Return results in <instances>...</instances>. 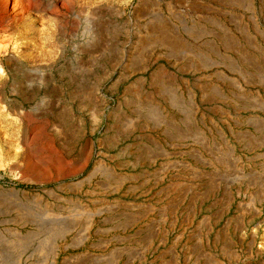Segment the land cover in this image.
<instances>
[{"label":"rangeland","instance_id":"1","mask_svg":"<svg viewBox=\"0 0 264 264\" xmlns=\"http://www.w3.org/2000/svg\"><path fill=\"white\" fill-rule=\"evenodd\" d=\"M186 6L0 0V264H264V0Z\"/></svg>","mask_w":264,"mask_h":264},{"label":"crops","instance_id":"2","mask_svg":"<svg viewBox=\"0 0 264 264\" xmlns=\"http://www.w3.org/2000/svg\"><path fill=\"white\" fill-rule=\"evenodd\" d=\"M229 3L230 0H224ZM223 0H186V24L182 32L183 41L175 45H169L170 52L175 56V59L181 61L184 67L198 66L202 58H212L211 54L202 55L198 52L199 47L204 44L206 50L217 49L221 44L226 45L234 41L231 29L227 27V23L217 16L216 10H219ZM191 13L193 15L191 16ZM220 24H225L226 27L220 28ZM170 42V41H169ZM198 47V48H197ZM201 49V48H200ZM204 49V50H205Z\"/></svg>","mask_w":264,"mask_h":264},{"label":"bare ground","instance_id":"3","mask_svg":"<svg viewBox=\"0 0 264 264\" xmlns=\"http://www.w3.org/2000/svg\"><path fill=\"white\" fill-rule=\"evenodd\" d=\"M81 4V3H80ZM238 159V158H237Z\"/></svg>","mask_w":264,"mask_h":264}]
</instances>
